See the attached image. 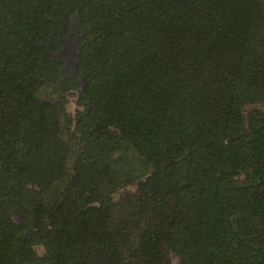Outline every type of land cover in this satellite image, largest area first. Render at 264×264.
<instances>
[{"label": "trees", "instance_id": "obj_1", "mask_svg": "<svg viewBox=\"0 0 264 264\" xmlns=\"http://www.w3.org/2000/svg\"><path fill=\"white\" fill-rule=\"evenodd\" d=\"M174 259L264 264V0H0V264Z\"/></svg>", "mask_w": 264, "mask_h": 264}, {"label": "rangeland", "instance_id": "obj_2", "mask_svg": "<svg viewBox=\"0 0 264 264\" xmlns=\"http://www.w3.org/2000/svg\"><path fill=\"white\" fill-rule=\"evenodd\" d=\"M75 51V45L72 42H66L62 49L60 50L59 54L60 57L63 59L66 65H71L73 60V54ZM74 107V103L71 102L69 104V109H72ZM176 263V260L174 259V264Z\"/></svg>", "mask_w": 264, "mask_h": 264}]
</instances>
